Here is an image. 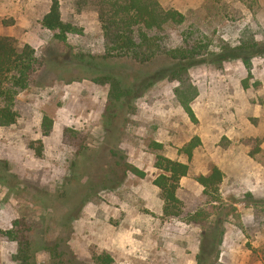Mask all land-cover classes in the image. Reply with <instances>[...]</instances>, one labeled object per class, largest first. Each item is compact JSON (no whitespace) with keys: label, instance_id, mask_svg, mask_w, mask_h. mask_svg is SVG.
I'll return each mask as SVG.
<instances>
[{"label":"rangeland","instance_id":"374dc122","mask_svg":"<svg viewBox=\"0 0 264 264\" xmlns=\"http://www.w3.org/2000/svg\"><path fill=\"white\" fill-rule=\"evenodd\" d=\"M74 2L59 0L62 19L83 34L61 43L41 23L51 0H0V37L30 45L42 61L36 84L19 95L17 124L0 128V232L16 219L28 221L38 264L55 263L40 249L48 240L66 243L74 264H94L92 254L104 252L114 264H200L202 253L211 255L212 264H262L253 253L264 243V225H255L252 205L264 201V182L253 190L241 168L253 159L264 164V144L244 143L264 138V52L252 60L251 73L229 51L224 58L222 53L239 45L245 27L264 43V0H159L185 16L181 26L168 27L166 47H179L190 29L211 42L209 52L190 66L199 90L192 105L197 125L176 102L177 84L166 78L173 63L165 57L148 64L107 57L95 12L79 14ZM105 77L130 93L114 132L107 129L111 86L93 82ZM43 117L54 122L48 138L41 133ZM65 127L88 136L84 153L62 144ZM195 137L201 146L189 158L182 149ZM30 145L42 147L40 158ZM99 156L107 172L128 162L146 177L128 174L116 187L92 182L85 160ZM157 156L189 166L177 191L178 218L163 213L165 202L154 185L162 174L154 167ZM220 160L225 172L219 202L208 204L196 177L208 176ZM203 210L209 215L204 224L189 223ZM219 213L224 234L216 260L206 233ZM61 219L74 220L62 226ZM16 253V244L0 238V264H17Z\"/></svg>","mask_w":264,"mask_h":264},{"label":"trees","instance_id":"16d2710c","mask_svg":"<svg viewBox=\"0 0 264 264\" xmlns=\"http://www.w3.org/2000/svg\"><path fill=\"white\" fill-rule=\"evenodd\" d=\"M220 2L221 0H214ZM76 11L81 14L84 11H94L103 32L104 48L109 58L130 57L140 64H148L154 59L165 57L173 65L166 70L168 82L176 83L173 93L176 102L184 111L191 123L197 125L198 119L192 109L193 103L199 97V90L190 75V66L196 63L209 52L211 42L198 31L189 30L182 34V44L174 49H169L165 41L169 39L167 32L170 26H181L185 22V16L173 9H165L159 0H75ZM44 29L54 32L55 38L66 43L68 35H82L83 30L72 22L62 19L59 0H51L48 13L43 17ZM239 45L235 49L227 48L232 56L240 59L246 70L251 73L252 60L263 55L264 43L255 41V33L250 27H245L239 36ZM221 57V55H217ZM42 68V61L37 58L35 50L28 44H21L12 37H0V128L9 129L17 124L20 115L17 110L19 95L36 84V78ZM96 84L111 86L109 106H111L107 129L117 131L120 127L119 113L125 107V99L130 96L127 89L122 88L120 82L109 77L93 80ZM245 89L246 86H245ZM54 128V122L49 117H43L41 133L43 137H50ZM88 136L72 127H65L62 131V144L73 148L77 154L86 151ZM244 143H255L258 146L264 144L263 139H248ZM201 146V140L195 137L182 151L191 158L193 152ZM162 150L163 145L152 146ZM37 157L42 156V147L35 148L30 145ZM258 150H260L258 148ZM254 156V153H251ZM100 156L97 159L88 157L85 160L86 171L97 184L105 186L112 183L119 186L128 174L144 179L146 174L128 162L118 163L116 168L106 171L101 168ZM154 167L162 174L155 180L154 185L161 191L165 202L163 213L167 217L178 218L180 211L177 205L180 201L177 191L180 188L181 179L189 174V166L172 161L163 156H157ZM119 169V170H118ZM122 174V175H121ZM224 179L222 171L214 167L208 176L198 175L196 181L204 188L203 196L208 198V204L219 202V188ZM252 198L251 194L247 195ZM254 223L259 228L264 225V201H254L252 205ZM263 216L262 219L259 216ZM208 213L199 211L189 220V223L202 225L207 221ZM62 226H66L74 219H61ZM223 216L219 213L214 224L207 226V238L211 243V252L216 260L223 240ZM242 226V225H241ZM243 228V227H241ZM0 238L16 244L17 253L14 262L17 264H38L35 248V231L25 219H16L11 223V229L0 232ZM42 252L49 253L54 264H74L76 258L62 240H48L41 246ZM258 262L264 264V243L255 250ZM211 255L200 256V264H212ZM203 258L204 261L201 259ZM94 264H114V259L107 252L97 255L92 254Z\"/></svg>","mask_w":264,"mask_h":264},{"label":"crops","instance_id":"0c3cea01","mask_svg":"<svg viewBox=\"0 0 264 264\" xmlns=\"http://www.w3.org/2000/svg\"><path fill=\"white\" fill-rule=\"evenodd\" d=\"M214 162L217 168H219L224 174L225 162L222 160H220V162H217V161H214ZM241 169H242V172H241L242 175L250 176L251 184L249 185V187H251L253 190L257 189L262 184V182H264V164L260 162L257 163L253 159L252 164L250 166H247Z\"/></svg>","mask_w":264,"mask_h":264}]
</instances>
